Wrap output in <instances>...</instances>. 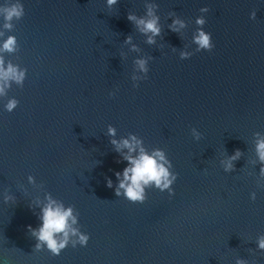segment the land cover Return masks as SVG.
Masks as SVG:
<instances>
[{
	"label": "water",
	"instance_id": "water-1",
	"mask_svg": "<svg viewBox=\"0 0 264 264\" xmlns=\"http://www.w3.org/2000/svg\"><path fill=\"white\" fill-rule=\"evenodd\" d=\"M22 2L25 15L4 30L19 45L3 53L5 61L27 75L23 87L12 82L0 97V104L19 100L0 112V257L8 264H264L254 136L264 133V0H153L164 27L151 45L127 19L144 15L146 0H118L111 9L105 0ZM205 5L214 47L181 59L182 49L195 48L194 21ZM172 11L188 21L181 34L167 28ZM128 35L135 50L124 43ZM136 57L152 59L147 79L133 87ZM108 124L117 136L134 132L166 151L178 173L172 196L149 188L133 203L106 187L105 176L116 179L110 169L124 166ZM237 148L242 155L225 172L220 162ZM45 191L75 206L87 246L69 245L58 256L34 251L26 226L39 221L28 201ZM8 193L15 203L2 202Z\"/></svg>",
	"mask_w": 264,
	"mask_h": 264
},
{
	"label": "clouds",
	"instance_id": "clouds-1",
	"mask_svg": "<svg viewBox=\"0 0 264 264\" xmlns=\"http://www.w3.org/2000/svg\"><path fill=\"white\" fill-rule=\"evenodd\" d=\"M109 9L118 3V0H105ZM146 11L144 15H137L129 12L127 19L133 24L137 31L145 37L146 44H155L157 38L163 39L162 30L164 25L161 24V18L157 12L158 5L153 0H146ZM209 8L207 5L200 7L201 15L195 17V25L197 27L192 32L191 44L195 45L194 49L190 47L184 48L179 52L181 59L191 57L194 52L211 51L214 47L212 34L203 27L206 23L204 13ZM25 15V7L22 0H11L9 3L0 4V17L3 24L0 25V97H7L8 89L11 83L23 87L27 75V68L21 67L19 64H13L11 61H5L3 53L15 52L18 50L17 37L14 34L5 36L4 30L11 31L14 28L13 21H19ZM250 19L256 18V11L253 10L249 14ZM171 23L167 24V28L172 32L181 34L182 30L187 28L188 21L174 11L169 13ZM132 36H126L124 43L131 45L132 49H136L137 45L132 43ZM175 51V49H173ZM151 57H136L133 60L135 65L132 70L130 79L133 87H137L140 81L147 79L149 72V61ZM110 96L116 95V90L109 92ZM19 100L15 97H8L0 104V112H12ZM106 135L109 143L113 146V151L118 154L116 163L124 162L122 169L110 171L115 176V182L110 176H105L106 187L112 188L117 197L123 196L130 202L142 203L146 199L147 189L155 188L164 192L167 190L169 196L174 194L172 185L177 180L178 173L173 171L172 161L169 159L166 151L161 147H148L145 145L144 139L134 132L127 135L117 136V129L114 125L108 124ZM191 135L194 140L199 141L202 133L196 128H191ZM255 152L259 168V180H264V133L254 132ZM242 155V151L237 148L233 153L221 160L223 170L225 172L233 171L235 168L234 161L238 160ZM101 163V161H97ZM28 184L35 185L36 178L29 174L27 176ZM27 190L25 189V192ZM257 193L252 191L249 194L251 200H255ZM2 202L15 203L13 194L8 193L3 196ZM28 207L33 210L39 223L33 227L28 224L27 230L32 238L35 239L34 251L40 252L47 250L51 255L58 256L62 250L71 245L73 248L77 246L85 247L88 244L90 235L81 230L79 224V212L72 204H65L62 199L52 195L51 192L45 191L43 199L29 200ZM38 209V211H36ZM257 248L264 250V233L259 234L256 240ZM0 264H8V262L0 257ZM235 264H246L242 258H237Z\"/></svg>",
	"mask_w": 264,
	"mask_h": 264
}]
</instances>
